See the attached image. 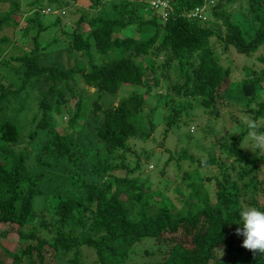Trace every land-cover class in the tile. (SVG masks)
I'll return each mask as SVG.
<instances>
[{
    "label": "trees",
    "instance_id": "trees-1",
    "mask_svg": "<svg viewBox=\"0 0 264 264\" xmlns=\"http://www.w3.org/2000/svg\"><path fill=\"white\" fill-rule=\"evenodd\" d=\"M71 1L76 0L27 2L32 9L18 35H29L24 50L9 55L16 62L12 65L4 54L15 47L21 10L19 0H0L5 5L0 10V65L7 69L0 73V223L15 224L17 242L15 251L2 249L8 261L0 259V264H123L143 238L164 246L158 259L143 264H264V254L242 247L243 237L236 234L241 207L264 208V152L239 150L246 123L240 128V121L225 116L238 127L223 131V141H217L225 158L231 157L229 163L214 154L198 159L186 148L177 151L174 160L211 165L214 172H185L184 190L174 188V203L142 173L141 163L149 153L142 152V158L132 153V166L110 163L111 152L119 150L123 156L130 152V137L144 138L153 129L154 124L148 121L145 127L140 116L143 96L130 91L108 105L99 101L101 93L113 97L121 83L141 85L143 93L163 97L162 138L171 126L188 124L193 107L213 120L203 127L215 137L219 107L228 91L235 90L241 94L239 113L264 132V49L256 57L258 68L244 67L245 76L237 82L228 79L230 69L213 54V40L245 55L264 43V0H244L253 27L247 40L246 31L224 7L233 0H215L207 8L202 7L207 0H154L155 5L149 0H86L77 18L60 28L67 46L52 55L45 49L55 38L43 44L37 38L43 13L54 14L46 26H58L57 12ZM108 51L114 52L109 59L98 57ZM72 52L83 55L84 63L70 66L58 56L68 58ZM76 73L93 89L89 102L82 103L69 83ZM32 89L35 109L23 136L25 145L36 146L31 162L37 170L26 163L29 149L17 146L22 134L10 112L11 107L22 109L17 102ZM56 116L65 117L64 131L55 128ZM79 117L91 136L89 144L98 143L102 156L85 155L79 141L83 133L75 128ZM169 158L161 163L159 175ZM63 159L70 162L61 167L74 191L56 188L45 195L46 205L34 210L32 198L43 193V173H51ZM121 170V175L114 174Z\"/></svg>",
    "mask_w": 264,
    "mask_h": 264
},
{
    "label": "rangeland",
    "instance_id": "rangeland-1",
    "mask_svg": "<svg viewBox=\"0 0 264 264\" xmlns=\"http://www.w3.org/2000/svg\"><path fill=\"white\" fill-rule=\"evenodd\" d=\"M29 0H19V8L21 12L19 13V22L17 27H15V35L17 36L15 47H12L11 50H9L7 53L4 54V58L8 59V62L12 65H15L16 62L9 59V55H14V53H20L22 50H24L23 47L26 38L28 37L29 33H27V36H19V32L21 31V26L24 25L25 17L28 16L31 12L32 6L28 5L27 2ZM215 0H207L208 3H205L206 5H203L202 7H208L210 4H212ZM153 0H149V3H153ZM85 3L86 0H76L75 2L70 3V5L67 7V9L57 12L60 18V22L58 23V26H46L49 24V22L52 20L54 14L52 13H43V20L41 22V25L43 26L42 30L38 33V41L40 44H43L45 41H51L52 38H55V42L52 43L51 46L48 47V49H45V51L49 50V52L54 55L56 53V50L59 48H65L67 46V39L65 36L61 35L59 32L62 27V25L65 23H71L77 18L78 9H85ZM156 3V2H155ZM208 5V6H207ZM5 5L0 4V10L4 8ZM226 9H228L231 13L230 19L240 25V28L245 30L246 33L243 34V37L245 40L249 38V36L253 33V27L252 23L249 22L248 15L246 12V5L244 3V0H233L228 4H225L224 6ZM156 11H161L160 8L155 7ZM205 10V9H204ZM43 11L46 10L43 8ZM205 17V14H204ZM4 31L6 33L11 32L10 27H4ZM210 41H212V38H210ZM213 54L217 58V62L221 66H226L230 69L228 79L233 82L239 81L243 76H245L244 69L252 68L256 69L259 66L258 61L256 60V57L258 55H262L263 49H264V43L259 45L253 52H251L249 55L242 54L234 49L231 45H228L226 48H222L221 42L219 43L215 40H213ZM114 54L113 51H108L105 54H101L98 57L104 58V60L109 59ZM61 59V61H65L67 65L73 66L77 64H83L84 63V57L83 55H80L78 53H71V55L66 58L64 54L58 55ZM96 56L93 55L94 60L99 61V58H96ZM46 60V59H45ZM144 62L146 60H143ZM245 67V68H244ZM5 66L0 65V73H5ZM7 70V69H6ZM176 69L174 66H172L169 70V74H171V77H173V73ZM158 75V72L155 71ZM159 77V75H158ZM173 79V78H171ZM69 83L73 87L74 91H79L81 94L82 103L89 102L94 96V92L92 88L86 87L83 82L81 81L78 74H74L70 77ZM161 89V88H160ZM134 91L139 94H141L144 98V106L140 113V116L143 115V122L144 126L146 127L148 121L154 124L152 131L148 134V136L144 138L139 137H130L127 140V145L129 147L130 152L126 151L122 153L123 156H121V153L119 150H115L111 152V160L110 163H117L119 161L123 163H129L127 166H132L131 164V156L132 153L138 154L140 158H142V155L144 153H149L150 157L147 160H144L141 163V171L143 174H146L148 177V180L150 182L151 187H154V185L157 184V186L163 190V195L167 200H170L174 203L175 202V196L176 192H174V188L176 187L181 192L184 190L183 181L186 179V173L193 168H196L197 172L201 175H211L214 170L213 166L206 165L203 167H195V164L193 162H189L188 160H174L177 151L181 148H186V151L192 155L193 158L203 159L207 157L209 154H214L217 157L223 158L225 163H229L231 160L230 158H225V156L222 154L221 149L218 146L217 141H223V133L227 130L231 131L233 130V123L228 124L227 119L225 116H228V113L232 115V117H235L236 120L240 121L241 124L238 127H243L247 119L244 115L239 113V109H241V104H239V100L241 99V94L238 91L235 90H229L227 97L224 99L223 103L220 105V115L218 116L216 120V134L215 137H211L209 134H206L205 128L203 127V124L208 122L212 124L213 120H211L209 117L205 115L199 108L193 107L192 109V120L186 124V125H177L176 127H172L167 131L166 135L162 138V129L163 124L161 121L162 114H163V97H160L159 99H155L156 96L153 97V93L150 92L148 94L143 93V88L141 85H135V84H129V83H121L119 86L117 93L111 97L107 93H101V97L99 98V101L103 105H108L109 102H113L116 98H118L120 95L125 94L127 92ZM36 89H32L26 98H24L21 101H18L17 103H22V109L19 111H16L11 107L10 112L14 113L16 124L19 127L20 133L22 134L20 137V140L17 144L18 147L26 146L27 149H29V155L27 158V164H29L34 170H37L36 167L32 165L31 162V156L34 155L36 151V146H32V144L25 145V137L23 134L26 132L28 119L30 118L31 114L34 112L35 109V102H36ZM114 98V99H113ZM72 103V100H70ZM16 104V103H15ZM15 108V107H14ZM66 108V107H65ZM65 113V112H64ZM224 115V119L222 118ZM66 116V115H65ZM65 117H54V124L55 128L58 131H64V121ZM76 124L77 130H81L83 133V136L80 137L79 141L80 144L82 142V147L85 150V155L87 157H91V155L94 153L97 156H102L103 152L101 150V146L98 143H90L91 136L88 135L85 131V126L82 122V117L76 118ZM225 120V121H224ZM224 124V127L221 128V126ZM144 127V128H145ZM238 127H234V130ZM224 131V132H223ZM247 136V135H246ZM246 136L244 137V143L247 145L248 141L246 139ZM78 139V138H77ZM89 145V146H86ZM239 150L242 152L244 150H247L246 148H239ZM170 155L169 161L164 164L162 167L164 171L162 174H158V169L161 166V163L163 160ZM70 164L69 161L66 159L61 160V163L58 166H53L51 168V173H48V171L43 173V176L41 177L39 181V186L41 189H43V193L41 195H35L32 198V206L33 209L39 208L43 204L46 205V201L43 202L44 197H46L48 194L53 192L56 188H61V190H72L71 186L66 182L65 172L63 171L64 167H68ZM234 164V163H233ZM49 170V169H48ZM124 170L117 171L114 173L115 175H121ZM137 172V171H136ZM134 172L133 174H135ZM166 180V181H165ZM64 184V185H63ZM165 184V186H164ZM164 186V187H163ZM206 187V186H205ZM207 189V188H206ZM46 195V196H45ZM15 224L12 223H0V259L3 261H8L6 256L3 255L2 249L5 248L9 252L15 251L17 247L16 242V233L14 231ZM164 246H161L159 244H155L151 239L149 238H143L139 242L135 243L131 247V252L128 254V257L123 264H143L147 262H153L156 259H158L161 256L160 250H163ZM146 251V252H144ZM157 252V255L155 252ZM51 264V263H48Z\"/></svg>",
    "mask_w": 264,
    "mask_h": 264
},
{
    "label": "clouds",
    "instance_id": "clouds-1",
    "mask_svg": "<svg viewBox=\"0 0 264 264\" xmlns=\"http://www.w3.org/2000/svg\"><path fill=\"white\" fill-rule=\"evenodd\" d=\"M245 123L248 144L241 141L240 147L264 152V132L258 130L255 121ZM238 217L236 224L239 227L236 228V234L243 237L242 247L253 253L264 254V208L253 205L243 206L238 211ZM219 250L223 254V250Z\"/></svg>",
    "mask_w": 264,
    "mask_h": 264
},
{
    "label": "built area",
    "instance_id": "built-area-1",
    "mask_svg": "<svg viewBox=\"0 0 264 264\" xmlns=\"http://www.w3.org/2000/svg\"><path fill=\"white\" fill-rule=\"evenodd\" d=\"M153 1H154V0H153ZM155 2H156V1H154L153 3H150V4L155 5ZM157 3H158V2H157ZM162 4H164V3H162ZM45 10L47 11V8H46ZM197 11H198V10H194L193 13H196Z\"/></svg>",
    "mask_w": 264,
    "mask_h": 264
}]
</instances>
